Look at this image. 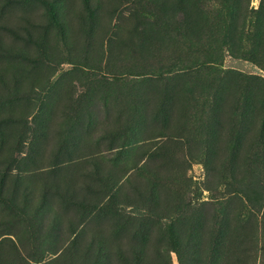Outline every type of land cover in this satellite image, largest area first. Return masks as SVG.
I'll use <instances>...</instances> for the list:
<instances>
[{"label":"rangeland","instance_id":"obj_1","mask_svg":"<svg viewBox=\"0 0 264 264\" xmlns=\"http://www.w3.org/2000/svg\"><path fill=\"white\" fill-rule=\"evenodd\" d=\"M0 264H264V0H0Z\"/></svg>","mask_w":264,"mask_h":264}]
</instances>
